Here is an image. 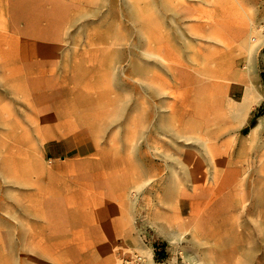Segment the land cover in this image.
<instances>
[{
	"label": "rangeland",
	"instance_id": "1",
	"mask_svg": "<svg viewBox=\"0 0 264 264\" xmlns=\"http://www.w3.org/2000/svg\"><path fill=\"white\" fill-rule=\"evenodd\" d=\"M263 71L264 0H0V264H264Z\"/></svg>",
	"mask_w": 264,
	"mask_h": 264
},
{
	"label": "trees",
	"instance_id": "2",
	"mask_svg": "<svg viewBox=\"0 0 264 264\" xmlns=\"http://www.w3.org/2000/svg\"><path fill=\"white\" fill-rule=\"evenodd\" d=\"M261 78H262V80H263V82H264V71L261 73ZM254 116H255V120H256V118H259V117H261V116H264V104H263L262 106H260V107L256 110Z\"/></svg>",
	"mask_w": 264,
	"mask_h": 264
},
{
	"label": "built area",
	"instance_id": "3",
	"mask_svg": "<svg viewBox=\"0 0 264 264\" xmlns=\"http://www.w3.org/2000/svg\"><path fill=\"white\" fill-rule=\"evenodd\" d=\"M141 261V258L137 255H134L130 258V260H126L125 264H139Z\"/></svg>",
	"mask_w": 264,
	"mask_h": 264
},
{
	"label": "crops",
	"instance_id": "4",
	"mask_svg": "<svg viewBox=\"0 0 264 264\" xmlns=\"http://www.w3.org/2000/svg\"><path fill=\"white\" fill-rule=\"evenodd\" d=\"M242 113H246V115H247V111L246 110H244ZM252 128H253L254 131H257L258 132V131H260L259 130L260 124H257V125H255V127H252Z\"/></svg>",
	"mask_w": 264,
	"mask_h": 264
},
{
	"label": "bare ground",
	"instance_id": "5",
	"mask_svg": "<svg viewBox=\"0 0 264 264\" xmlns=\"http://www.w3.org/2000/svg\"><path fill=\"white\" fill-rule=\"evenodd\" d=\"M253 40V39H252ZM159 48V47H158ZM161 49V48H160ZM158 51V50H157ZM160 51V50H159ZM159 53V52H158ZM161 55V54H160ZM163 55V54H162ZM211 56V55H210ZM169 57V56H168ZM166 58V57H165ZM171 58V57H170ZM179 67V66H178ZM181 68V67H180ZM182 71V70H181ZM183 71H184V69H183ZM197 73V72H196ZM186 78H187V76H186ZM180 79V78H179ZM179 81V80H178ZM187 82V81H186ZM186 84V83H185ZM184 84V85H185ZM70 105V104H69ZM71 108V107H70ZM73 111V110H72ZM67 112V111H66ZM73 113V112H72ZM59 116V115H58ZM70 117V116H69ZM264 132V131H263ZM9 152V151H8ZM11 153V152H10ZM9 158H11L10 156H9ZM9 168V167H8Z\"/></svg>",
	"mask_w": 264,
	"mask_h": 264
}]
</instances>
